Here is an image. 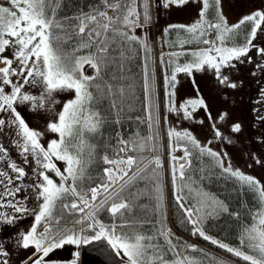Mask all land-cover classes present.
I'll return each instance as SVG.
<instances>
[{
	"label": "snow or ice",
	"instance_id": "obj_1",
	"mask_svg": "<svg viewBox=\"0 0 264 264\" xmlns=\"http://www.w3.org/2000/svg\"><path fill=\"white\" fill-rule=\"evenodd\" d=\"M186 2L187 0H167V3L184 4ZM9 4L11 7L0 6V113L7 112L13 117L11 123L16 125L18 129L16 134L20 138L16 142V146L21 150V155H24L25 162L27 157L31 156L38 168L43 169L37 173L40 183L30 186L36 190L37 199L41 200L42 203H40L39 210L35 214L34 226L29 232L22 235V247L32 246L35 249L36 258L29 257L32 264H53V262L46 261L45 258L49 257V254L55 249L61 248L65 244L79 246L82 243L87 245L94 241H105L116 256L125 261V264H197V261L184 256L177 249V245L173 243L171 238L170 230L161 228L159 233L164 236L168 251L174 254L173 259L166 260L164 255L157 251L159 246L152 243L156 239L155 236L124 231L123 229L129 227L128 225L115 223L105 225L97 219L98 210L104 208L105 205H108V211L114 217L117 214L122 216L124 214L122 210L129 209V203L123 199H117L120 192L124 190V184H121L119 190L114 194L110 195V193L118 181H125V178L128 177V181H125L128 183L136 175L133 173V177H129V171L137 164L135 157L109 159L105 156L104 162L113 165L112 168L104 170L107 183L91 187L87 191L82 190L77 183L83 178L87 165L92 158L93 146L88 142L87 134L98 131L102 123V117L95 109L94 102L97 95L92 89L95 88L96 93L101 92V84H94L93 82L98 79L102 66L108 61V34L111 33L127 41L138 39L135 35H131L135 28L143 27L136 0H104L105 8L113 11L114 16H109L107 11L96 10L93 13L76 17L78 21L77 34L87 37L80 47L90 48L93 46V39H96V51L83 56L75 55L78 49L68 52L62 47L64 37L55 31L61 29L62 25L54 18V15L49 14L48 0H9ZM218 5L219 0H202L199 19L195 23L190 26H172L183 29L189 34V39L180 42L181 46L193 42L205 46L190 53H171L177 58V61L181 55L191 56L190 62L183 64L176 61L171 62L174 64V70L168 82L172 83L173 87L177 73L191 75L194 69L201 71L205 67L214 70L221 85L229 88L237 87L235 83L229 81L228 76L221 73V69L234 67L231 63L233 60H240L241 57L248 56L250 49L255 47L252 40L256 37L257 31L264 25V12L256 11L243 17L238 23L229 25L227 19L219 12ZM210 8L215 11L214 19L209 18ZM149 19L147 0H145L143 20L146 22ZM242 25L249 26L245 42L242 45L229 46L231 37L237 34ZM213 33L215 34L214 38L209 39L208 36ZM141 43L145 51H148L147 44ZM9 48L13 49L11 56L3 55ZM257 54L264 55V48H258ZM249 62H251L250 58ZM14 63H16V67H13ZM85 65L91 67L95 74L86 75L84 73ZM257 67L261 68L264 65H257ZM13 77L17 79L14 80ZM30 83L42 86V93L37 96L26 92L25 86ZM5 86L9 88V91H5ZM105 87L111 91L110 86L105 85ZM145 87H148L147 81ZM66 90L74 91V98L64 102L62 109L56 113V121L48 124V131L57 134L58 139H51L45 147L40 142L43 133L30 128L17 110L16 105L29 103L33 110L44 108L48 101H52L53 104L59 102L54 99V93ZM169 95H174V93H169ZM182 107L185 118H191L192 111L197 108L207 109L202 98L188 100ZM176 110L175 107H169V111ZM226 117L227 113H222L219 120L224 121ZM209 119L211 120L210 114ZM152 120L153 117L149 115V121ZM4 124L5 120L0 119V126ZM151 126L150 123L149 127ZM213 129L215 137L219 138L223 135L215 124H213ZM231 131L239 132L240 125H232ZM168 135L177 139L186 138L201 153L213 157L224 172L230 173L257 191L261 200L260 209L252 214L250 224L243 226L240 235L242 247H232L206 235L199 227L203 221L201 215L203 203L198 201L201 203L200 207H185V204L182 203L184 197L177 195L176 200L179 207L183 209L186 219L192 224V234H199L204 240L210 241L218 248L242 259L246 264H264V187H261L253 177L240 171H233L230 165L224 167L222 155L202 147L190 132L181 133L169 129ZM147 139H151V137ZM147 139L143 143L120 140L122 147L119 148V152L143 150ZM225 139L227 138L225 137ZM130 144L133 147H130ZM183 152L182 157L171 156L174 186L178 178L181 181L184 180L185 169L190 163L188 161V157L191 155L189 148L184 147ZM0 153L7 156V151L3 146H0ZM223 155L226 156V153ZM3 159L4 157L0 156V160ZM55 161H61L65 164L63 171L57 167ZM151 165L159 168L161 161L159 158L150 160L144 166L143 171H147ZM7 167L16 175L13 177L5 171H0V177H4L0 183L5 184V191L0 195L14 197L25 185H16L14 188L11 185L14 181L23 180L26 172L23 167L14 162L8 163ZM137 171L141 170L137 169ZM49 172L54 173L59 178V183L48 175ZM69 195L75 199L71 203H64L63 201ZM101 197L103 198L101 199ZM97 200L99 203H96ZM58 201L61 202L63 208L80 213V217L72 223L84 225V230L75 227L50 226L52 224L60 225V219L54 215ZM109 201H111L110 204ZM213 203L219 204L215 201ZM4 206V204H0V207ZM7 206L14 208L17 213L29 211L21 202L10 203ZM219 206L223 207L222 204ZM13 219V217H5L7 223H12ZM41 224L44 226L38 232L37 229ZM85 232L91 234L85 235ZM185 247L191 248L193 246L186 245ZM245 248L247 250H243ZM2 254L7 255L6 252ZM76 256H79L78 252ZM4 264H7V261ZM219 264H225V262L220 261Z\"/></svg>",
	"mask_w": 264,
	"mask_h": 264
},
{
	"label": "trees",
	"instance_id": "obj_2",
	"mask_svg": "<svg viewBox=\"0 0 264 264\" xmlns=\"http://www.w3.org/2000/svg\"><path fill=\"white\" fill-rule=\"evenodd\" d=\"M154 2L155 0H147V11L150 19L145 22L143 20L145 0H136L137 10L141 13V22L143 23V27H137L131 32V35L138 38L136 41H127L111 33L108 34V61L102 66L98 79L93 82L94 84H101V92L96 93L95 88L92 89L94 94L97 95L94 102L95 109L100 113L102 123L98 131L87 134L88 142L93 146L92 158L87 165L83 178L77 182L84 191L99 184L107 183L104 170L108 165L104 162V157L116 159L120 156L121 139L143 143L149 138V133L153 134V144L147 139L143 150H130L131 155L137 160L135 167L146 161L151 152V146L156 152L162 149L158 104V72L163 102L166 81L163 77L162 60L160 59L158 72L155 66L154 31L152 27V23L155 24L156 14L152 13ZM48 3L49 14L54 15V18L62 25L61 29L55 30L60 36L64 37L62 47L68 52L78 49L75 52L77 56L94 53L96 51L95 38L92 47H80L87 37L77 34L78 21L76 17L93 13L96 10L107 11L104 0H48ZM0 6L3 5L0 4ZM219 7L218 5L220 12ZM113 14L115 15L114 12ZM209 18H215L213 8L209 9ZM248 30V25H242L237 34L231 37L229 46L242 45L245 42ZM214 35L213 33V38ZM187 39H189V34L186 31L177 27H169L163 32L157 44L160 50L197 49L204 46L195 42L185 43L181 46L180 42ZM141 42L147 44L148 51H145ZM190 60L191 57L187 58L185 62H190ZM172 67L173 64H170V67H168L169 73L172 72ZM90 69L92 73L87 74ZM84 73L86 75L95 74L94 70L88 65H85ZM146 81L147 88L145 87ZM105 85L110 86L111 91ZM168 85L169 91L172 93L173 84L168 82ZM165 113L166 111H164L165 134L168 137L169 130ZM149 115L153 117V120L150 121L152 124L150 129L147 123ZM172 139L176 145L182 148L188 147L191 152L188 157L190 163L185 169L184 180L177 179L176 194L184 197L182 203L185 204V207H200L203 203L204 207L201 213L203 221L199 227L206 235L232 247H242L240 245V235L243 226L250 224L252 214L258 211L261 206L259 193L230 173L224 172L213 157L201 153L186 138L177 139L172 137ZM130 147H133V145L130 144ZM146 164L148 162L139 168L141 171L135 172L134 177L131 176L133 179L128 183H125V181L122 183L125 185L124 190L120 192L117 199H123L129 203V209L122 210L124 213L122 216L117 214L114 217L108 211V205H105L104 208L98 210L97 219L105 225L113 223L128 225L129 227H125L124 231L155 236L156 239L152 243L159 246L157 251L163 254L166 260L173 259L174 254L168 251L164 236L159 234L161 228L170 230L172 233L171 238L173 243L177 245V249L184 256L197 261V264H219L220 261L225 262V264H237L219 252L246 264L242 259L218 248L210 241L204 240L199 234H192V224L186 219L183 209L179 207L173 190H171L170 199V221L163 169L151 165L147 171H143ZM119 188L120 186L110 195L114 194ZM74 199L69 195L63 202L71 203ZM198 201L201 203H198ZM213 201L219 202L223 207L213 203ZM110 203L111 201H109ZM210 204L211 206H209ZM225 208L226 210H224ZM54 215L63 224L72 223L79 217L78 212L63 208L59 201L54 210ZM90 234V232H85V235ZM186 245L193 247L186 248Z\"/></svg>",
	"mask_w": 264,
	"mask_h": 264
},
{
	"label": "rangeland",
	"instance_id": "obj_3",
	"mask_svg": "<svg viewBox=\"0 0 264 264\" xmlns=\"http://www.w3.org/2000/svg\"><path fill=\"white\" fill-rule=\"evenodd\" d=\"M166 3L167 0H155L154 27L157 41L169 27L190 26L195 23L202 9V0H187L184 4L167 3L165 6ZM0 4L11 7L9 0H0ZM219 6L220 13L227 19L229 25L238 23L243 17L256 11L264 12V0H219ZM252 44L255 47L250 49L248 56L233 60L231 63L234 67L221 69V73L237 85L236 88L221 85L214 70L208 67L201 71L194 69L191 75L179 73L176 76L174 97L170 101L167 77L163 74L166 81L165 109L170 129L181 133L190 132L201 146L222 155L224 167L230 165L233 171H240L253 177L261 187H264V67H257L264 65V55L257 54L258 48H264V25L257 31ZM12 51L13 49L9 48L3 55L11 56ZM16 66L14 63L13 67ZM164 67L168 68V64L165 63ZM91 72L89 70L87 74ZM13 79L17 78L13 77ZM24 90L37 96L43 91L42 86L31 83L26 85ZM5 91H9L7 86ZM72 98H74L72 90L57 91L54 93V99L59 101L58 103L53 104L52 101H48L44 108L35 110L29 103H18L16 107L30 128L43 133L40 142L47 147L51 139H58L57 134L48 131V124L56 121V113L62 109L64 102ZM197 98L205 101L207 109L197 108L195 111L189 109L192 111L191 118H185L182 106L186 101ZM169 107H175L177 110L169 111ZM222 113H227L224 121L219 120ZM0 119L5 120V124L0 126V146L6 149L7 156L12 159L11 162L29 169L40 183L37 173L43 169L38 168L31 156H28L25 162L24 155H21V150L16 146L20 138L16 134L18 131L16 125L11 123L13 117L4 112L0 113ZM213 124L223 133L221 137H216V141L212 140V134L215 133ZM234 124L240 125L239 132L231 131V126ZM225 153L226 156L223 155ZM55 163L61 171L64 170L63 162L55 161ZM48 175L59 183V178L54 173L49 172ZM78 250L83 251L85 264H107L106 261L112 257V251L107 254L98 250L97 245L82 243L79 246L70 244L66 248V258L71 257Z\"/></svg>",
	"mask_w": 264,
	"mask_h": 264
},
{
	"label": "flooded vegetation",
	"instance_id": "obj_4",
	"mask_svg": "<svg viewBox=\"0 0 264 264\" xmlns=\"http://www.w3.org/2000/svg\"><path fill=\"white\" fill-rule=\"evenodd\" d=\"M185 53L183 51H179ZM185 55H181L179 60ZM174 58L172 55H163V61H170ZM4 159L0 160V171L7 172L10 176L15 177L16 173L12 172L9 167H7V162L11 163V158L0 154ZM26 175L21 181H14L11 187L23 184L25 187L14 197L2 196L0 195V204H4V207H0V264H32V260L36 258V253L34 247L30 246L28 248L22 247V235L30 231L31 227L34 226L35 214L39 210V205L42 203L41 200L37 199V192L31 185L37 184V178H35L34 173L29 169H25ZM4 177H0L3 180ZM5 191V184L0 183V193ZM21 202L25 207L29 209L27 212L17 213L14 208L7 206L10 203ZM5 217H13L12 223H7ZM44 226V225H43ZM42 226V228H43ZM52 226V225H50ZM66 245V244H65ZM65 245L61 248L55 249L56 258H53V252L49 254V257L45 258L46 261L53 262V264H67L65 253ZM6 252L7 255L2 253Z\"/></svg>",
	"mask_w": 264,
	"mask_h": 264
},
{
	"label": "water",
	"instance_id": "obj_5",
	"mask_svg": "<svg viewBox=\"0 0 264 264\" xmlns=\"http://www.w3.org/2000/svg\"><path fill=\"white\" fill-rule=\"evenodd\" d=\"M215 137V134L213 135V137L212 138H214Z\"/></svg>",
	"mask_w": 264,
	"mask_h": 264
}]
</instances>
